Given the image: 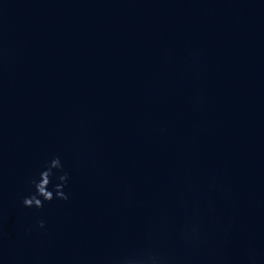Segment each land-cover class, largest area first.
I'll list each match as a JSON object with an SVG mask.
<instances>
[{
	"label": "water",
	"instance_id": "1",
	"mask_svg": "<svg viewBox=\"0 0 264 264\" xmlns=\"http://www.w3.org/2000/svg\"><path fill=\"white\" fill-rule=\"evenodd\" d=\"M0 264H264V0H0Z\"/></svg>",
	"mask_w": 264,
	"mask_h": 264
},
{
	"label": "clouds",
	"instance_id": "2",
	"mask_svg": "<svg viewBox=\"0 0 264 264\" xmlns=\"http://www.w3.org/2000/svg\"><path fill=\"white\" fill-rule=\"evenodd\" d=\"M62 165L59 157L51 159L46 168L39 173V179H33L32 183L35 187V191L30 195L23 198V204L26 207L42 208L44 201H51L53 199L67 200L68 195L63 191L67 183V173H63L58 176L60 183L54 185V191L49 190V184L52 182L53 169H61ZM55 193V194H54ZM42 198V199H41ZM39 226L44 227V221H39Z\"/></svg>",
	"mask_w": 264,
	"mask_h": 264
}]
</instances>
